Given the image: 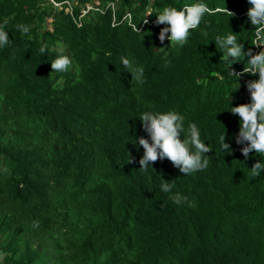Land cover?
<instances>
[{"label": "trees", "instance_id": "obj_1", "mask_svg": "<svg viewBox=\"0 0 264 264\" xmlns=\"http://www.w3.org/2000/svg\"><path fill=\"white\" fill-rule=\"evenodd\" d=\"M58 1L0 0L11 41L0 47V264H264V171H250L264 157L243 156L230 112L251 102L258 74L238 78L247 57L229 66L215 45L232 34L264 50L248 0ZM197 3L211 11L187 43L161 44L156 16ZM88 4L99 10L82 15ZM61 54L67 72L51 68ZM169 111L184 117L181 139L195 124L212 149L204 170L184 175L166 158L140 169L139 118Z\"/></svg>", "mask_w": 264, "mask_h": 264}, {"label": "clouds", "instance_id": "obj_2", "mask_svg": "<svg viewBox=\"0 0 264 264\" xmlns=\"http://www.w3.org/2000/svg\"><path fill=\"white\" fill-rule=\"evenodd\" d=\"M248 3L251 7L248 9L247 17L255 27L253 31L255 43L253 45L264 46V0H248ZM61 4L60 2L59 6ZM110 5L113 11H115L116 4L111 1ZM87 6V11L93 8L99 10L96 6L93 7L89 4ZM67 10H69V7ZM86 10H83L82 15L87 12ZM210 11L208 6L202 3L185 5L181 10L174 7L164 8L156 16L155 20L156 25H166L159 32V41L163 44L167 37L170 44L183 46L187 43L189 31L198 28L204 15L210 13ZM216 11H220V9ZM229 14L230 16L234 15L231 12ZM113 16L115 24V12ZM126 18L133 28L139 30L133 22L131 13H127L123 17L124 20ZM143 22L145 24L153 23L149 19H145ZM4 27H6V24ZM4 27H0V47H5L11 43L8 32L4 30ZM17 28L22 32V35L28 34L30 31L29 27L25 25H18ZM29 39H31L30 36ZM215 45L216 48L224 50L222 58L229 66L241 61V57H247V66L245 65L242 72L239 71L237 73L232 71L238 78L244 74L251 76L258 74V79L250 80L246 84L251 102L231 107L230 112L233 115H238L240 118L236 143L244 145L241 148L243 156L248 158L250 153L255 152V154L264 157V50L257 54H253L251 49L245 52L243 51V44L238 43L236 36L232 34L226 37L217 36L215 38ZM45 51L46 47L40 48L41 54H44ZM71 65V59L63 54L57 56L51 62V68L55 72H67ZM122 65L130 70L133 79L143 82L142 68H133L127 58H122ZM139 120L141 121L143 130L150 137V140L143 137L138 138V143L144 150L143 156L139 160L140 169L147 170L151 163H155L158 160L163 161L165 158L184 175H191L207 168L209 161L205 153L210 152L212 149L201 141L199 129L195 124L189 125L188 135H183V139H181V134L185 131L183 127L184 117L174 111L166 113L144 112ZM220 141L224 151L231 150L230 145L225 143V135L220 137ZM4 171L7 172V168ZM250 171L252 177H258L261 171H264V162L255 163ZM172 187L173 185L165 181L161 185V190L164 193H171ZM169 198L178 206L187 200L180 193L172 194ZM38 226V222H34L33 227Z\"/></svg>", "mask_w": 264, "mask_h": 264}, {"label": "built area", "instance_id": "obj_3", "mask_svg": "<svg viewBox=\"0 0 264 264\" xmlns=\"http://www.w3.org/2000/svg\"><path fill=\"white\" fill-rule=\"evenodd\" d=\"M55 5L59 6L60 5V2L58 0H51ZM87 11V10H86ZM85 11V12H86Z\"/></svg>", "mask_w": 264, "mask_h": 264}]
</instances>
